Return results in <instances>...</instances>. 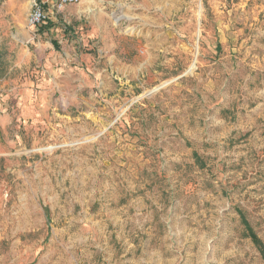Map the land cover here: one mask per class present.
I'll return each mask as SVG.
<instances>
[{
    "label": "rangeland",
    "instance_id": "rangeland-1",
    "mask_svg": "<svg viewBox=\"0 0 264 264\" xmlns=\"http://www.w3.org/2000/svg\"><path fill=\"white\" fill-rule=\"evenodd\" d=\"M51 9L0 47V264H264V0Z\"/></svg>",
    "mask_w": 264,
    "mask_h": 264
},
{
    "label": "crops",
    "instance_id": "crops-1",
    "mask_svg": "<svg viewBox=\"0 0 264 264\" xmlns=\"http://www.w3.org/2000/svg\"><path fill=\"white\" fill-rule=\"evenodd\" d=\"M49 7V13H52L53 4L50 3L47 5ZM51 7V8H50ZM29 11V0H2L0 1V47L2 45L4 36H10L11 38H15L13 41L16 46H20L22 49L23 41L20 40L21 38H25L26 43H28V40H33L36 47L39 48V50L36 51V55L38 52H40L42 49H40V46H43L42 43L45 42V46L49 47V45L52 43V40H54V37H46V34L52 33L54 31L61 33L57 34L58 42H60V38L65 36V29L66 27H63V29L58 28L59 25H55L52 23L51 26H48L46 29L40 30L37 34H34V36L37 37H46L47 39H44L42 41L35 39L33 36H30L29 30H27L26 25V16ZM22 45V46H21ZM38 51V52H37ZM17 56V55H16ZM54 54H50L45 56L44 54L38 55V59L45 58L46 61H49L54 57ZM23 55L21 53L18 55V59L14 62L13 66L6 67L4 69L5 75L7 73H10L13 67H17L21 65L23 62ZM3 68V67H2ZM2 78H0L1 81Z\"/></svg>",
    "mask_w": 264,
    "mask_h": 264
},
{
    "label": "built area",
    "instance_id": "built-area-1",
    "mask_svg": "<svg viewBox=\"0 0 264 264\" xmlns=\"http://www.w3.org/2000/svg\"><path fill=\"white\" fill-rule=\"evenodd\" d=\"M78 0H29V11L26 16V25L28 27H39L46 23L48 13L46 6L50 3L57 9L64 5L75 3Z\"/></svg>",
    "mask_w": 264,
    "mask_h": 264
},
{
    "label": "trees",
    "instance_id": "trees-1",
    "mask_svg": "<svg viewBox=\"0 0 264 264\" xmlns=\"http://www.w3.org/2000/svg\"><path fill=\"white\" fill-rule=\"evenodd\" d=\"M242 223L246 226V229L248 231L247 237L251 239V241L254 243V245L257 247L258 251L260 252L262 261L264 263V240L259 238L249 227L248 222L242 217Z\"/></svg>",
    "mask_w": 264,
    "mask_h": 264
}]
</instances>
